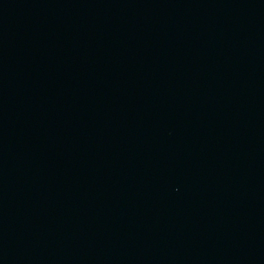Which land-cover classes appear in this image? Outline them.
<instances>
[{
  "label": "water",
  "instance_id": "obj_1",
  "mask_svg": "<svg viewBox=\"0 0 264 264\" xmlns=\"http://www.w3.org/2000/svg\"><path fill=\"white\" fill-rule=\"evenodd\" d=\"M0 264H264V0H0Z\"/></svg>",
  "mask_w": 264,
  "mask_h": 264
}]
</instances>
